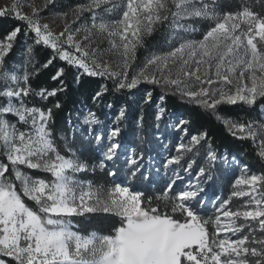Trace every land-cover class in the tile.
Returning <instances> with one entry per match:
<instances>
[{
    "label": "snow or ice",
    "instance_id": "6c2138e0",
    "mask_svg": "<svg viewBox=\"0 0 264 264\" xmlns=\"http://www.w3.org/2000/svg\"><path fill=\"white\" fill-rule=\"evenodd\" d=\"M238 3L235 11L222 0H84L67 10H56L61 0L41 7L12 0L0 7V18L26 24L20 64L6 57L21 27L0 39V264H264V171L218 154L208 130L189 135L201 114L211 115L233 137L250 140L264 162V0ZM45 9L62 31L41 22ZM157 32L162 43L137 64V51ZM38 45L52 50L43 68L56 60L66 65L51 76L57 82L51 90L32 85ZM66 69L74 70L77 85L82 77H101L116 91L160 87L154 128L184 135L173 148L163 138L149 146L144 115L133 119L125 104L109 123L86 106L59 129L58 141L54 110L63 107L56 98L67 90ZM108 91L101 84L91 100L104 103ZM169 95L193 106L191 118L169 111ZM49 98L55 102L43 106ZM141 99L151 103L152 91ZM238 104L258 107L260 118L219 112ZM126 120L135 125L134 148L122 136ZM93 153L97 163L85 158ZM225 165H238L240 174L226 198H209L207 188ZM97 172L111 182L82 178ZM101 213L118 218L109 234H85L75 223Z\"/></svg>",
    "mask_w": 264,
    "mask_h": 264
},
{
    "label": "trees",
    "instance_id": "16d2710c",
    "mask_svg": "<svg viewBox=\"0 0 264 264\" xmlns=\"http://www.w3.org/2000/svg\"><path fill=\"white\" fill-rule=\"evenodd\" d=\"M222 3H225L226 9L229 11H235L239 7L238 0H222ZM20 26L22 29L21 34L17 37L16 44L14 45L13 50L9 53L6 60L11 63V61L16 57L20 45L24 42L23 38V29L26 28V24L23 22L17 21L13 18H0V39H2L9 31L12 30L13 27ZM33 33H29L28 41L32 43ZM161 32L154 33L152 37L148 38L146 44H152L157 42L160 39ZM52 55V50L43 46L38 45L35 46L34 49V57H35V67L39 70L38 75L35 76L32 81V85L34 88H39L41 86L47 87L51 90L53 87L57 86V82H53L51 80V76L55 74L57 67H65L64 62H60L59 60L54 61L53 65H50L47 69L43 68L42 65L50 58ZM32 69H30L31 71ZM67 75L65 77V81L67 84L66 92L59 94L56 99H59L63 105L60 110H54L55 117V130L56 137L59 141V136L61 132L59 129L67 127V121L70 118L75 119L78 114V111L84 109L86 106L91 107L93 111L99 116V118L105 123H109L114 119V117L118 114V109L125 105L130 104L132 109L134 110L133 119H135L136 115L143 114L145 117L144 131L142 135L145 136L147 144L149 146L155 145L158 138H163V144L169 143L164 142L167 134L165 132L164 126L161 125V132H157L154 128V105L158 103V97L160 96L162 89L160 87L145 84L140 87H150L153 93V99L151 103H144L141 97L145 92L143 90H121L116 91L113 88L111 81H105L101 77H82L81 83L79 85L75 84L73 81L74 70L66 69ZM103 83H107L109 91L104 95L103 101L104 103L111 104V108H107L104 106V103L96 102L94 103L91 100V96L95 90H98L100 85ZM139 87V89H141ZM32 103H35L37 106H42L41 102L38 98H30ZM167 107L169 111L173 114H184L188 115L191 118V113L193 112V106L186 104L181 101L178 96H167ZM55 101L52 98H49L47 102L43 106L51 107ZM142 110V112H141ZM196 112H201L200 109H195ZM262 110L254 108L253 110H249L247 106L243 104L238 105H222L219 108L220 114L225 117L234 118L241 121H247L251 119H259L260 112ZM10 119H14L13 117H9ZM121 128L123 129L122 136L125 141V144L130 147H136L137 143H139L135 125L132 121L126 120L121 124ZM199 130H208L210 136L213 140V146L218 152V154H227L229 157L234 155L237 156L238 159L247 164L251 171L256 173L264 171V162L260 161L256 154V149L253 147L252 142L250 140H240L236 137H233L226 128L218 122L215 117L211 115L201 114L200 119L189 127V135L196 134ZM160 134L161 136H158ZM176 137L171 138V142H175ZM173 147V146H172ZM162 147H157L156 151L163 152ZM91 156L90 162L97 163L98 160L96 157H99V153L86 154L85 158L88 159ZM223 172H217L215 174L214 182H210L208 186V191L212 194L222 192L224 197H227L231 192L232 187V177L229 176L225 170V166H223ZM34 175H42L39 172H34ZM87 179H94L100 183H110L111 178L106 177L102 173L89 174L87 177H82ZM144 190V189H141ZM150 194V192L146 191V195ZM211 214L208 212L206 215ZM116 217L109 216L107 214H93L85 218H77L75 223H77L82 229L85 230V234L88 231L96 230L101 234H109L110 229L117 222ZM211 231V229H210Z\"/></svg>",
    "mask_w": 264,
    "mask_h": 264
},
{
    "label": "rangeland",
    "instance_id": "374dc122",
    "mask_svg": "<svg viewBox=\"0 0 264 264\" xmlns=\"http://www.w3.org/2000/svg\"><path fill=\"white\" fill-rule=\"evenodd\" d=\"M32 2L34 3V5L36 7H41L43 5V0H32ZM84 2V0H61V4L60 7L56 10H67L68 6H74L77 3H82ZM12 3V0H0V7H3L5 5H10ZM23 11L26 13H31L32 8L25 6L23 8ZM87 15V14H86ZM41 16L43 17V19L41 20L42 23H49L50 27L56 31V32H60L63 30L64 25L63 23H61V21L59 19H54L52 14L49 12V10L45 9L43 12H41ZM71 14L69 15V19H71ZM202 27H206V25H201ZM195 38H200L198 35ZM77 39H79V37H77ZM162 35L160 36V39L157 42H154L152 44H146V48H141L137 51V64H140L141 61H143V59L149 54L150 51L156 50L153 48V45H157L162 43ZM27 43H31L29 41H27ZM104 46V45H102ZM26 48H25V44L24 42L20 45L19 51L16 55V57L11 61V63H15V64H20L22 62V60L24 59V52H25ZM109 59H114V57H108ZM10 63V64H11ZM31 67L29 68L30 71ZM145 85V84H142ZM141 89L139 90H143L142 92H146V91H151L150 87H140ZM119 110V109H118ZM167 136L164 139V142H168L166 145L168 146V148H173L172 146L176 143L179 142V137L183 136L184 134L182 132H180L178 129H173V128H168L167 130H165ZM158 136H161L160 134H157ZM191 135V134H190ZM176 137L175 142H171V138ZM187 139V138H186ZM163 150V149H162ZM164 155H167L168 153H163ZM234 155L230 156L229 159H231ZM236 158L237 161H239L240 165H243L244 163H242L237 156H234ZM225 170L227 172V174L229 176L232 177V184L235 180V178L240 174L239 172V166L238 165H233L231 168H228L225 165ZM254 172V171H251ZM256 173V172H254ZM232 190V187H231ZM208 191V188H207ZM221 197V198H226L224 197V195L222 194V192H218V193H211L208 191V197L209 198H215V197ZM209 212H211V210H209ZM209 215H211L209 213Z\"/></svg>",
    "mask_w": 264,
    "mask_h": 264
}]
</instances>
